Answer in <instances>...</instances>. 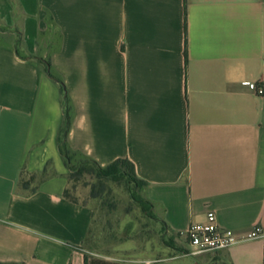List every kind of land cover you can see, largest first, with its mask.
<instances>
[{
	"label": "crops",
	"instance_id": "1",
	"mask_svg": "<svg viewBox=\"0 0 264 264\" xmlns=\"http://www.w3.org/2000/svg\"><path fill=\"white\" fill-rule=\"evenodd\" d=\"M14 1L0 0V262L85 264L92 218L64 196L60 84L16 54V31L65 85L69 146L101 166L130 161L176 237L209 210L240 237L264 227V93L248 87L264 86V0ZM30 174H44L33 193L19 187ZM217 259L264 264V235L206 264Z\"/></svg>",
	"mask_w": 264,
	"mask_h": 264
},
{
	"label": "rangeland",
	"instance_id": "2",
	"mask_svg": "<svg viewBox=\"0 0 264 264\" xmlns=\"http://www.w3.org/2000/svg\"><path fill=\"white\" fill-rule=\"evenodd\" d=\"M48 24L40 40L51 50L59 44V31L50 20ZM81 157L77 154L74 160ZM142 189L127 177L108 179L90 168L68 181L69 196L92 209L83 245L87 259L118 264H206L212 253L188 256L182 239L164 226L152 203L141 201ZM213 264L224 262L217 259Z\"/></svg>",
	"mask_w": 264,
	"mask_h": 264
},
{
	"label": "trees",
	"instance_id": "3",
	"mask_svg": "<svg viewBox=\"0 0 264 264\" xmlns=\"http://www.w3.org/2000/svg\"><path fill=\"white\" fill-rule=\"evenodd\" d=\"M11 3L14 6H16V3L14 0H11ZM5 29H7V27L0 23V30H5ZM16 32H17V38L15 39V42L13 45V48L16 54L24 59H38V60L44 61L45 70H46L47 75L60 84V89L62 93L63 121H62L61 127L58 132V136H57V146H58L59 153L61 154L64 160V163L67 167L68 181L70 179L77 178L79 173L90 168L91 170L96 171V173L100 177H105L108 179L127 177L136 186L143 187L145 185V182L136 177L135 172H134V167L132 163L128 161L127 159L118 158L112 161L111 163H109L108 165L101 166L95 160L82 155L81 153L73 150L69 146L67 142V134H68L71 121H72V105H71L70 97L65 88V85L63 81L61 80V78L53 70L49 60H46V59H43L41 57H37L34 55L25 54L22 51L23 46H22L21 33L19 31H16ZM42 34L44 33H41L40 35L42 36ZM59 42H60V34H59ZM77 154H80L83 157L77 160L76 159L74 160ZM43 178H44V174H41L40 176L37 174H30L28 176H23V177L21 176L19 179V187L23 191H26L27 193H33L37 190L38 184L41 180H43ZM64 196L73 202H77L76 200L72 199L69 196L67 188L64 191ZM141 201L145 203L146 205H150L151 203L144 197L141 198ZM223 262L224 264H232V263L227 262L226 260H223ZM0 264H21V263H2L0 262ZM85 264H118V263H110L104 260L92 258L90 260L86 259Z\"/></svg>",
	"mask_w": 264,
	"mask_h": 264
},
{
	"label": "built area",
	"instance_id": "4",
	"mask_svg": "<svg viewBox=\"0 0 264 264\" xmlns=\"http://www.w3.org/2000/svg\"><path fill=\"white\" fill-rule=\"evenodd\" d=\"M248 87L255 93H264L262 83L250 81ZM263 235L264 227L256 225L240 237L234 230L220 226L217 223L216 214L212 210L205 213L203 221L190 223L187 229L181 233L185 252L191 257L226 249L241 238L253 239Z\"/></svg>",
	"mask_w": 264,
	"mask_h": 264
}]
</instances>
